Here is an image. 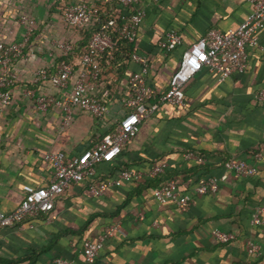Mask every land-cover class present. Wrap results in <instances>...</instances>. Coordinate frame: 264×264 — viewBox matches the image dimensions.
<instances>
[{
	"label": "crops",
	"instance_id": "1",
	"mask_svg": "<svg viewBox=\"0 0 264 264\" xmlns=\"http://www.w3.org/2000/svg\"><path fill=\"white\" fill-rule=\"evenodd\" d=\"M81 2L100 9L116 4V0H0V41L22 39L26 30L19 23L22 15L34 23L23 58L11 69L12 102L0 116V210L4 214L20 204L24 185L49 184L48 153L81 154L112 131L125 112L126 81L138 69L132 61H120L118 68H112L101 60L97 94L102 97L107 92L102 97L107 112L101 121L74 108L72 120L64 125L61 109L40 113L24 95L32 88L58 95L48 85L34 87L32 79L39 68L56 71L60 58L56 42L72 44L76 54L83 50L86 37L68 27L61 16L64 3ZM144 4L146 17L134 46L148 56V85L159 94L166 91L178 67L176 53L173 58L164 56L156 46L167 30L175 29L182 36L183 44L177 49H185L211 28H236L250 12L247 0H144ZM258 44L247 48L244 74L221 81L202 69L183 87L185 108L161 105L119 157L97 170V179L106 180L117 177L121 168L148 171L164 164L161 178H173L178 190L192 197L186 212L172 203H157L153 189L158 181L148 178L120 183L101 197L91 196L84 183L72 184L50 213L0 227V264H55L57 258L84 264L82 242L97 239L116 221L120 228L105 241L93 264H264V232L251 224L257 207L263 209L264 220V103L255 99L264 90V28L258 32ZM77 57L69 59L76 71ZM188 152L201 156L203 163L186 159ZM229 159L255 166L257 174L240 177L229 172L216 193L194 195L198 181L226 173L224 164ZM213 229L232 233L235 239L220 244L211 236ZM248 239L260 245L259 255L247 253Z\"/></svg>",
	"mask_w": 264,
	"mask_h": 264
},
{
	"label": "built area",
	"instance_id": "2",
	"mask_svg": "<svg viewBox=\"0 0 264 264\" xmlns=\"http://www.w3.org/2000/svg\"><path fill=\"white\" fill-rule=\"evenodd\" d=\"M61 1V0H54ZM157 0H147L154 2ZM250 12L234 29L221 31L211 28L207 33L186 47L183 51L177 69L168 80L167 89L159 94L148 85L151 65L146 54L134 51L130 61L138 66L126 81L125 97L122 99L124 114L109 133H106L90 148L77 156L68 157L61 151L50 152L46 160L52 168V178L46 187L34 188L24 185V197L20 204L11 212L4 214L0 210V227H7L23 222L25 219L36 218L50 213L55 202L72 184L84 183L93 197L103 196L109 189L120 183H133L145 178L152 179L165 171L164 164H156L148 171H138L129 168L119 170L114 179L98 180L97 170L103 163L115 161L122 148L137 135L140 125L152 116L161 105L185 108L183 87L202 69L216 75L221 81L236 75L244 74L248 67V47H258V32L264 28V0H247ZM144 0H116L111 9H100L87 3L63 4L61 16L68 27L77 32L91 28L92 32L83 48L76 54L74 46L68 42H56L55 48L60 52L56 71L50 73L45 68H39L34 73V87L48 85L56 90L58 95L44 94L34 88L26 89L24 95L30 98L35 109L46 113L52 108L64 112V125L72 120L74 108L89 113L101 121L107 112L103 92L99 97L97 91L101 87L102 71L100 59L105 56L112 59L117 40L135 44L138 31L146 17ZM102 16H107L105 20ZM19 23L25 26V33L20 41H0V116L4 108L12 102L10 88L15 82L12 66L23 58L24 46L33 32L34 23L25 15L19 18ZM117 37V39H116ZM182 36L175 30H167L158 41L157 48L168 55L177 47L182 46ZM78 56V70L70 62V58ZM256 101L264 103V90L255 95ZM185 158L197 163L204 159L195 153L188 152ZM226 173L220 177L201 179L193 188V194L202 196L214 194L220 183L227 180V173L236 176L251 177L257 174L255 166L245 161L229 159L224 164ZM153 199L159 204L172 203L181 212H186L192 197L178 190L176 182L171 180L159 185L153 191ZM263 213L257 207L251 215L252 226L260 227L264 232ZM120 228L118 221L106 226L95 240L85 239L81 246V256L84 264H93L110 239ZM211 236L220 244L230 243L235 239L232 233L218 229L211 231ZM246 251L250 255L260 254V245L253 240H246ZM55 264H72V262L57 258Z\"/></svg>",
	"mask_w": 264,
	"mask_h": 264
},
{
	"label": "trees",
	"instance_id": "3",
	"mask_svg": "<svg viewBox=\"0 0 264 264\" xmlns=\"http://www.w3.org/2000/svg\"><path fill=\"white\" fill-rule=\"evenodd\" d=\"M106 18H107V16H102V19H103V20H105ZM91 32H92V29H91V28L85 30L84 32H81V33L86 37V42H87V40H88V38H89ZM116 39H117V37H116ZM74 49H75V47H74ZM75 51H77V50L75 49ZM134 51H135V46H134V44H128V43H125V42L122 41V40H117L116 47H115V49H114V51H113L112 59H108V58H106L105 56H103V57L100 59V61H99V63H100V67H101V60L104 59V61H105V65H110V66H112V68H114V67L116 66V68H118V67H119V62H120V61H123V62L130 61L131 55H132V53H133ZM172 52H173V51H172ZM172 52H171V53H172ZM76 53H77V52H76ZM171 53H169V54H171ZM169 54H168V55H169ZM178 64H179V62H178ZM120 66H121V65H120ZM101 68H102V67H101ZM121 169H124V168H121ZM164 173H165V171H164ZM164 173H162V174H160V175H158V176H156V177L150 179L151 181H158V183H157V185L154 187V189L157 188L159 185H161V184H163V183H166V182H168V181H171V180L175 181L173 178L162 179L161 176H162ZM159 179H160V180H159ZM161 179H162V180H161ZM177 187H179V185H178ZM154 189H153V190H154Z\"/></svg>",
	"mask_w": 264,
	"mask_h": 264
},
{
	"label": "rangeland",
	"instance_id": "4",
	"mask_svg": "<svg viewBox=\"0 0 264 264\" xmlns=\"http://www.w3.org/2000/svg\"><path fill=\"white\" fill-rule=\"evenodd\" d=\"M180 47V46H179ZM178 48V47H177ZM176 48V49H177ZM176 49L169 55L171 58H173V57H175V53H176V55L178 56V62H179V60H180V57H181V55H182V53H183V51L186 49H184V48H180V49H177V51H176ZM176 51V52H175ZM170 57H169V60H170Z\"/></svg>",
	"mask_w": 264,
	"mask_h": 264
}]
</instances>
